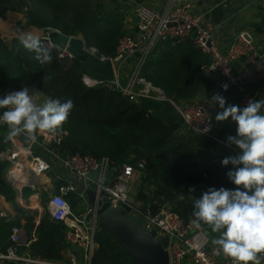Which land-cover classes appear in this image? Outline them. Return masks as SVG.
Here are the masks:
<instances>
[{
	"label": "trees",
	"instance_id": "16d2710c",
	"mask_svg": "<svg viewBox=\"0 0 264 264\" xmlns=\"http://www.w3.org/2000/svg\"><path fill=\"white\" fill-rule=\"evenodd\" d=\"M29 1L34 4L33 9L28 8ZM29 1L0 0V14L6 10L24 11L27 25L55 29L68 37L80 36L99 54L108 59L115 57L117 41L123 35L122 19L108 11L103 0ZM40 13H45L46 18ZM52 38L57 40L58 35L52 34ZM35 56V52L25 49L18 40L7 42L0 33V88L30 87L46 98L73 101L68 120L57 130L68 133L64 143L67 156L80 152L96 159L106 158L113 166L127 163L136 167L142 163L141 181L152 189V199L159 204L168 203L186 221L194 220L193 198L200 199L209 188L237 187L226 175L232 165L225 167L214 162L216 157H226L225 149L219 143L188 132L184 126L166 124L157 113L162 103L146 99L134 103L119 93L86 88L81 82L86 72L83 65L76 58L59 60L55 49H51V63H40ZM205 62L206 58L190 40L168 42L155 49L141 75L180 106L193 100L205 83L200 71ZM0 130L2 153L10 147L6 139L9 128L3 125ZM217 133L219 139L223 137L221 132ZM9 166L0 160V195L16 207V193L6 180ZM190 188L195 191L189 192ZM181 194L185 197H179ZM65 198L74 211L78 207L76 195L69 193ZM139 199L148 204L150 191ZM200 226L213 233L207 224ZM64 231L63 224L52 222L48 213L45 214L35 229L37 239L30 254L46 261L62 260L61 253L66 248ZM95 242L97 247L90 264H130L107 233L96 232Z\"/></svg>",
	"mask_w": 264,
	"mask_h": 264
},
{
	"label": "built area",
	"instance_id": "2783aa9c",
	"mask_svg": "<svg viewBox=\"0 0 264 264\" xmlns=\"http://www.w3.org/2000/svg\"><path fill=\"white\" fill-rule=\"evenodd\" d=\"M172 1L174 7L166 14H160L147 7H137L134 10V15L139 23L140 35L138 37L122 35L117 41L116 54L113 59H108L99 54L94 47L87 46L80 36L69 37L83 41L81 53L93 58L99 64L110 61L113 67L114 78L111 81H104L85 72L81 76V82L89 89L101 88L119 93L134 103L142 99L154 100L162 104L172 103L181 114L184 121L183 126L188 132L201 138L213 140L217 122L212 106L194 102L184 106L176 105L159 88L142 77V69L148 58L160 45L190 40L194 48L206 58V62L200 67L204 79L218 77L219 90L223 93L234 90L238 95L237 105L243 108L249 99L253 100V97L246 91L243 77L235 71L233 63L254 55L255 51L243 35H237L231 41L227 52L222 54L214 42L213 28L203 26L201 17L191 12V0ZM52 34L59 35V32L47 29L41 39L43 43L50 49L58 51L59 60L75 59L65 48L60 46L58 39L52 38ZM136 54H138V58L132 61L129 72L126 74L125 65ZM224 85H227V90L224 89ZM0 98H3L1 92ZM5 110L0 109V115ZM0 125L8 127L4 123H0ZM206 128L209 130L206 131ZM19 136L25 142L18 143L17 137H15L9 140L12 149L0 153V160L10 165L6 173V180L10 182L16 193L15 199L20 198V188L25 182L20 179V175L17 178L10 177L14 164L20 165L22 175L27 174L30 178L39 177L51 168L47 159L34 154L35 146L41 148L44 154L57 162L64 171L71 174L77 184L84 185L82 192L78 194V199L83 205L80 214L72 210L65 198L67 194L74 191L72 186L61 187L57 194L49 195L47 205L49 219L54 223H61L65 227V243L83 250V264H90L93 252L97 247L95 233L97 232L98 218L96 208L87 201L85 193L88 190L95 193V203L99 200V194L103 193V197L106 199L105 203L109 207L113 209L128 207L130 210L126 213L127 218H135L139 214L140 208L147 205L145 215L141 220L142 228L145 232H154L158 240H167L168 264H185L186 262L192 264H233L230 257L224 255L218 246L212 244V239L218 235L204 230L201 226L197 228L192 218L184 220L172 210L168 203L159 204L152 199L151 195V201L148 204H138L132 200L133 184L139 183L144 177L142 163L137 164L136 167L127 163L113 166L106 158L96 159L80 152L62 157L58 150H54L52 147L62 146L68 137L66 131L48 134L45 139L51 143L50 146L38 142L37 139L35 143H32L26 139L24 134ZM213 141L220 143L217 139ZM225 147L231 156L239 153V149L235 145H225ZM214 162L218 163L219 160L216 158ZM91 175H93L92 178H90ZM0 199L5 198L0 195ZM7 219L6 209L0 207V221H7ZM22 247V231L13 228L6 251L0 252V260L14 264H53L34 257L29 252L22 253ZM260 255L264 257V254ZM71 264H75L74 259H71ZM261 264H264V259L261 260Z\"/></svg>",
	"mask_w": 264,
	"mask_h": 264
},
{
	"label": "clouds",
	"instance_id": "9594fccd",
	"mask_svg": "<svg viewBox=\"0 0 264 264\" xmlns=\"http://www.w3.org/2000/svg\"><path fill=\"white\" fill-rule=\"evenodd\" d=\"M55 31V29H49ZM20 42L25 49L35 52L40 63H51V49L40 36L24 33ZM227 90V85L223 86ZM209 103L222 110L215 116L217 122L228 121L237 125L236 135H229L227 141L239 149L235 156H227L222 166L232 165L226 175L237 187L235 189L209 188L200 199L193 198V223L197 228L207 224L213 233L212 239L233 264H261L264 259V99H249L247 105H227L226 99L215 93ZM73 101L48 97L38 105L28 88L7 93L0 98V123L7 124L11 140L21 134L32 143L39 133H55L68 120ZM209 128H206L208 131ZM190 188L189 192H194Z\"/></svg>",
	"mask_w": 264,
	"mask_h": 264
},
{
	"label": "crops",
	"instance_id": "0c3cea01",
	"mask_svg": "<svg viewBox=\"0 0 264 264\" xmlns=\"http://www.w3.org/2000/svg\"><path fill=\"white\" fill-rule=\"evenodd\" d=\"M103 4L108 11L116 13L121 17L123 35L132 37H138L140 35L139 23L134 15V10L137 7H147L160 14H166L174 7L172 0H104ZM191 12L194 15L201 17V23L203 26H210L213 28L214 42L222 54L227 52L231 41L237 35H243L245 39L251 43L255 51L254 55L235 61L233 66L235 71L243 77V85L246 91L253 97V100L258 101L264 99V0H191ZM27 21L28 18L24 11H4L0 14V33L2 38L7 42L12 41L13 39L20 42V38L24 33H32L33 35L40 36L42 39L44 37V32L47 29L44 30L31 27L27 25ZM137 58L138 54H136L134 58L125 65L126 74L129 72L132 61ZM218 83V77L206 79L197 96L190 102L211 105L209 103L211 97L215 93H219L226 99V106L237 105V93L234 90L226 93L221 92L218 88ZM22 88L25 87H21L17 90L0 88V92L2 97H4L7 93L19 91ZM26 88L29 89V93L33 95L34 101L38 105H42L45 102V96L38 93L34 88ZM190 102H184L180 106H184ZM212 108L214 116L222 111L218 105L212 106ZM261 114H264V108L261 109ZM2 126L3 125H0V129ZM236 129V123L232 122L230 118L228 121L217 122L216 132H221L220 134H223V137L220 139L218 137L217 140H219L220 143H223H219V145L225 149L226 157L231 155L225 145H233L227 141V134L229 133V135L235 136ZM48 134L50 133L46 132L41 134L38 132L36 134L37 141L46 146H50L51 143L45 139ZM16 139L18 140V143L25 142L20 136H17ZM64 143L59 148L52 147L54 150L57 149L62 157H65L64 155L67 156ZM10 149H12V146H10L5 152L10 151ZM216 149L218 151V147ZM33 152L35 155L47 159L51 166L47 173L40 175L39 177H26V180L33 184L34 190L40 195L46 194L49 196L57 194L61 187L72 186L74 191L70 193L76 195L78 207L83 208L82 202L80 203L78 199V194L82 192L84 185L77 184L74 177L64 171L57 162L51 160L49 156L44 154L41 148L35 146ZM216 158L221 162L225 156ZM135 184L136 183H134L133 186ZM149 191L151 195L152 189L150 188ZM15 205L16 207L5 201V199H0V207L5 208L8 213L7 221H0V252L4 253L6 251L9 245V236L12 233L13 228H18L22 231L23 247L21 252L30 253L31 246L37 239L35 229L45 215H42L41 211H39L37 201L35 205L27 208L22 204L20 198H16ZM65 244L66 248L61 253L62 260L48 262L53 264H71V259H74L75 264H83V250L78 247L70 246L67 243ZM0 264L14 263L0 260ZM185 264L192 263L186 262Z\"/></svg>",
	"mask_w": 264,
	"mask_h": 264
},
{
	"label": "water",
	"instance_id": "95a60500",
	"mask_svg": "<svg viewBox=\"0 0 264 264\" xmlns=\"http://www.w3.org/2000/svg\"><path fill=\"white\" fill-rule=\"evenodd\" d=\"M58 42L69 54L83 65L86 72L104 81L114 78L113 67L110 61L103 64L97 63L93 58L81 53L83 41L69 38L63 34L58 35ZM166 124L184 125L183 118L178 109L172 103L163 104L157 111ZM95 174V173H93ZM93 175L90 176L92 178ZM24 181V179H22ZM25 182V181H24ZM89 204L96 208L98 218L97 232L107 233L119 247L121 253L128 257L130 264H168L169 257L166 251L167 240L156 239L154 232H145L141 225L142 216L145 215L147 205H143L135 218H127L129 208L126 206L113 209L108 206L103 193L99 194V200L95 203L96 195L93 191H86ZM20 200L25 207H31L32 199L40 198L30 181L20 188Z\"/></svg>",
	"mask_w": 264,
	"mask_h": 264
},
{
	"label": "rangeland",
	"instance_id": "374dc122",
	"mask_svg": "<svg viewBox=\"0 0 264 264\" xmlns=\"http://www.w3.org/2000/svg\"><path fill=\"white\" fill-rule=\"evenodd\" d=\"M29 1V0H28ZM104 1V0H103ZM33 6L34 4L29 1V5H28V8H32L33 9ZM28 9V10H29ZM41 16L45 19L46 18V15L45 13H40ZM49 29V28H48ZM218 138V133L215 131V133L213 134V140L214 139H217ZM213 140H210L212 142H214ZM150 190V186H148L146 183L140 181L139 183H136L133 188H132V192H131V198L134 202L138 203V204H141L142 201L139 199L140 195H143V194H146L149 192ZM179 197H185L184 194H181L179 195ZM48 195L46 194H42L40 195V198L35 200L37 201V207H39V211H41V214L42 215H45L46 214V208H47V205H48ZM189 199H192V197H188ZM82 207H77L75 208L74 212L75 213H81L82 212Z\"/></svg>",
	"mask_w": 264,
	"mask_h": 264
},
{
	"label": "bare ground",
	"instance_id": "6f19581e",
	"mask_svg": "<svg viewBox=\"0 0 264 264\" xmlns=\"http://www.w3.org/2000/svg\"><path fill=\"white\" fill-rule=\"evenodd\" d=\"M18 176L21 177L20 179H24V181L26 182L27 174H23L22 175L21 166L18 165V164H14L13 168H11V175H10V177L11 178H13V177L17 178ZM35 204H36V201L34 199H32L31 206H33Z\"/></svg>",
	"mask_w": 264,
	"mask_h": 264
}]
</instances>
